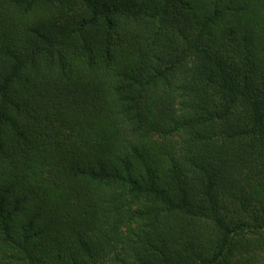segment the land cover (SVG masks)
I'll list each match as a JSON object with an SVG mask.
<instances>
[{"label":"trees","instance_id":"1","mask_svg":"<svg viewBox=\"0 0 264 264\" xmlns=\"http://www.w3.org/2000/svg\"><path fill=\"white\" fill-rule=\"evenodd\" d=\"M0 264H264V0H0Z\"/></svg>","mask_w":264,"mask_h":264}]
</instances>
